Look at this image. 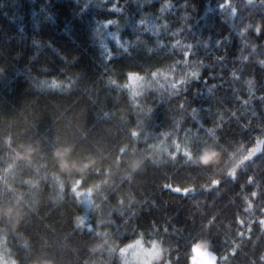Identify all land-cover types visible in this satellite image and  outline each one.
<instances>
[{
	"label": "trees",
	"instance_id": "1",
	"mask_svg": "<svg viewBox=\"0 0 264 264\" xmlns=\"http://www.w3.org/2000/svg\"><path fill=\"white\" fill-rule=\"evenodd\" d=\"M62 145L98 163L61 172ZM138 242L264 264V0H0V264Z\"/></svg>",
	"mask_w": 264,
	"mask_h": 264
},
{
	"label": "clouds",
	"instance_id": "2",
	"mask_svg": "<svg viewBox=\"0 0 264 264\" xmlns=\"http://www.w3.org/2000/svg\"><path fill=\"white\" fill-rule=\"evenodd\" d=\"M24 151L17 150L16 151V158L18 160H26L31 161L33 158L34 153L37 151L36 147L31 145L23 146ZM220 152L216 149H205L200 157L198 158V162L204 165L216 164L219 163ZM53 158L55 159L59 169L61 172H68L71 173L73 171H78L81 173L87 172L88 169L92 168L98 163V158L95 156H89L84 159L75 158L73 156V146L72 145H62L57 147L54 150ZM141 162L136 160L133 162V168L139 166ZM11 167V165H10ZM235 171V169H233ZM7 214L9 216L15 215L17 218L20 216V212L17 211L15 208L7 209ZM167 252V249H157L153 252V258L156 261H160L164 259V255ZM206 259L207 254H202V257ZM44 264H52L51 261H45Z\"/></svg>",
	"mask_w": 264,
	"mask_h": 264
},
{
	"label": "rangeland",
	"instance_id": "3",
	"mask_svg": "<svg viewBox=\"0 0 264 264\" xmlns=\"http://www.w3.org/2000/svg\"><path fill=\"white\" fill-rule=\"evenodd\" d=\"M133 82L136 84L137 89L143 88L145 82L136 79L133 80ZM262 144L259 143L258 146H256L253 151L250 153L249 157H254L261 151ZM159 249L158 246H150L145 247L141 244V242H138L136 245H133L127 249L123 254L125 255V263L126 264H153L155 259L153 258V252L155 250ZM206 253L207 258H201L202 254ZM0 257L6 258L4 255H1ZM219 258L215 255L214 252H212L209 249L203 248L201 246H196L193 248V257H192V264H220Z\"/></svg>",
	"mask_w": 264,
	"mask_h": 264
}]
</instances>
